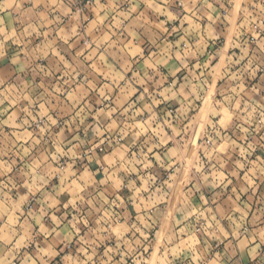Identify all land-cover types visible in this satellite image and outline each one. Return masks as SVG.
<instances>
[{
    "label": "crops",
    "instance_id": "1",
    "mask_svg": "<svg viewBox=\"0 0 264 264\" xmlns=\"http://www.w3.org/2000/svg\"><path fill=\"white\" fill-rule=\"evenodd\" d=\"M179 2L0 0V264H264V0Z\"/></svg>",
    "mask_w": 264,
    "mask_h": 264
},
{
    "label": "built area",
    "instance_id": "2",
    "mask_svg": "<svg viewBox=\"0 0 264 264\" xmlns=\"http://www.w3.org/2000/svg\"><path fill=\"white\" fill-rule=\"evenodd\" d=\"M73 1H75L77 5L84 6V5H87V4H91L94 0H73ZM178 3H180L179 0H178ZM42 122H43V120L40 119V120L37 122V124H36V128H39V127L41 126V123H42ZM118 140H120V139H118ZM106 147H107V146H106V143H102V144H100V145L97 146V147H90V148L88 149V152L91 153V152H93V151H103V150L106 149ZM166 177L169 178L170 175H169V174H166Z\"/></svg>",
    "mask_w": 264,
    "mask_h": 264
},
{
    "label": "clouds",
    "instance_id": "3",
    "mask_svg": "<svg viewBox=\"0 0 264 264\" xmlns=\"http://www.w3.org/2000/svg\"><path fill=\"white\" fill-rule=\"evenodd\" d=\"M53 123H55V121H53ZM5 242L8 243V244H11V243H12V240H11V239H8V240H6ZM13 246H14V245H13Z\"/></svg>",
    "mask_w": 264,
    "mask_h": 264
},
{
    "label": "rangeland",
    "instance_id": "4",
    "mask_svg": "<svg viewBox=\"0 0 264 264\" xmlns=\"http://www.w3.org/2000/svg\"><path fill=\"white\" fill-rule=\"evenodd\" d=\"M167 174H169V173H167ZM170 175V174H169ZM170 179V177L168 178V177H166V175H165V177H164V180H169Z\"/></svg>",
    "mask_w": 264,
    "mask_h": 264
}]
</instances>
